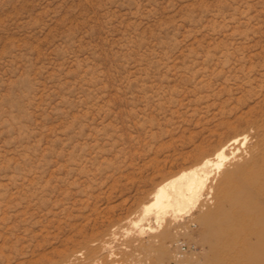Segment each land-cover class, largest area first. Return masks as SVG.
<instances>
[{
	"label": "rangeland",
	"instance_id": "obj_1",
	"mask_svg": "<svg viewBox=\"0 0 264 264\" xmlns=\"http://www.w3.org/2000/svg\"><path fill=\"white\" fill-rule=\"evenodd\" d=\"M261 115L264 0H0V264H204L147 198Z\"/></svg>",
	"mask_w": 264,
	"mask_h": 264
},
{
	"label": "bare ground",
	"instance_id": "obj_2",
	"mask_svg": "<svg viewBox=\"0 0 264 264\" xmlns=\"http://www.w3.org/2000/svg\"><path fill=\"white\" fill-rule=\"evenodd\" d=\"M248 124L249 130L245 128L217 146L215 153L220 160L205 155L196 167L162 182L147 198L144 210L163 220L169 210L175 217L178 212L189 217L191 208L198 204L195 215L210 246L204 264H264V115ZM227 151L232 155V167L224 171V185L213 196L211 175L213 170L224 168ZM52 264H73V260Z\"/></svg>",
	"mask_w": 264,
	"mask_h": 264
},
{
	"label": "built area",
	"instance_id": "obj_3",
	"mask_svg": "<svg viewBox=\"0 0 264 264\" xmlns=\"http://www.w3.org/2000/svg\"><path fill=\"white\" fill-rule=\"evenodd\" d=\"M181 244H182V242H181ZM184 245V244H183Z\"/></svg>",
	"mask_w": 264,
	"mask_h": 264
}]
</instances>
